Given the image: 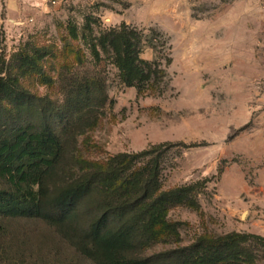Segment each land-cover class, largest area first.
Wrapping results in <instances>:
<instances>
[{
	"label": "rangeland",
	"instance_id": "374dc122",
	"mask_svg": "<svg viewBox=\"0 0 264 264\" xmlns=\"http://www.w3.org/2000/svg\"><path fill=\"white\" fill-rule=\"evenodd\" d=\"M0 0V76L62 102L82 77L104 81L96 123L75 156L104 164L161 143L160 189L188 187L166 220L176 234L145 253L202 236L264 237V0ZM124 22L139 56L161 76L127 86L111 40ZM19 264H90L47 226L7 221ZM236 262L264 264V240L241 243Z\"/></svg>",
	"mask_w": 264,
	"mask_h": 264
},
{
	"label": "trees",
	"instance_id": "16d2710c",
	"mask_svg": "<svg viewBox=\"0 0 264 264\" xmlns=\"http://www.w3.org/2000/svg\"><path fill=\"white\" fill-rule=\"evenodd\" d=\"M138 32L122 22L111 40L127 86L142 90L161 76L139 56ZM108 96L104 81L82 77L62 102L39 96L0 76V264L20 240L7 221L34 220L90 264H229L241 243L258 235L232 232L145 253L161 236L176 234L168 210L188 200V187L160 189V162L172 145L121 152L104 164L75 156L77 137L99 118Z\"/></svg>",
	"mask_w": 264,
	"mask_h": 264
},
{
	"label": "built area",
	"instance_id": "2783aa9c",
	"mask_svg": "<svg viewBox=\"0 0 264 264\" xmlns=\"http://www.w3.org/2000/svg\"><path fill=\"white\" fill-rule=\"evenodd\" d=\"M50 2H51V3H55V1H54V0H51Z\"/></svg>",
	"mask_w": 264,
	"mask_h": 264
}]
</instances>
